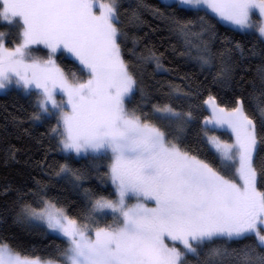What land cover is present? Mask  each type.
Wrapping results in <instances>:
<instances>
[{
    "label": "snow or ice",
    "instance_id": "obj_1",
    "mask_svg": "<svg viewBox=\"0 0 264 264\" xmlns=\"http://www.w3.org/2000/svg\"><path fill=\"white\" fill-rule=\"evenodd\" d=\"M0 21L18 26L12 47L0 32V91L31 108L5 116L0 140L11 125L42 152L0 155L22 165L0 186V264H264V0H0ZM14 227L66 246L21 256Z\"/></svg>",
    "mask_w": 264,
    "mask_h": 264
},
{
    "label": "trees",
    "instance_id": "obj_2",
    "mask_svg": "<svg viewBox=\"0 0 264 264\" xmlns=\"http://www.w3.org/2000/svg\"><path fill=\"white\" fill-rule=\"evenodd\" d=\"M128 0H125V6H127ZM149 3H157V0H148ZM146 19H151V17L146 16ZM218 30L222 34H227V35H233V33L228 32L225 33V29L223 26H219ZM144 31H147L145 28ZM0 32L5 33V41L7 44H10L11 41L16 39L18 36V26L15 24H8L0 21ZM142 34V33H138ZM160 35H166V33H158L155 36L150 37V40L153 44H156L157 47H159L160 51H164L165 48L168 47V43H174V41L166 42L163 46L160 45V40L159 36ZM236 38L240 39L241 36L239 34H236ZM147 42V41H146ZM130 46V45H129ZM170 48L169 52L166 53L167 55V60L165 63L167 64L168 60L172 59V56L170 55ZM59 64L65 68L66 71H77L78 75H82L78 68L76 67L75 64H73L72 60L69 58H60L58 57ZM176 63L181 64V68L183 71H191L194 70L191 68V66H185L183 65L180 61H176ZM173 66V65H169ZM149 71H151V68H149ZM172 77H168V79H171ZM157 79H161V77L157 76ZM176 83H181L180 80H176ZM212 93L216 95L217 97V102L220 103L222 106L225 107H231L230 103V98H231V91L227 88H219V87H212L211 89ZM207 93H205V96ZM19 104H24L25 108L28 109V111H31V108L28 106L26 100L23 98H17L14 93H8L0 94V125H3L5 120V116L8 113L20 116L23 115L20 111H18V105ZM13 105H17V107H13ZM5 108H7V113L5 112ZM147 111V109H145ZM203 115H208V112H202L200 113V117L202 119ZM10 118V117H9ZM55 123V120L52 119L51 121H47L43 125H36L34 128H32V133L33 135H37L38 133L44 132L46 128L49 126V124ZM29 125L25 124V127H28ZM9 131L13 132V135L9 137V142L5 143L3 140H0V155L3 154L5 149L8 148L9 143L11 145H15L16 148H24V147H31L32 152L31 156L32 159L34 160H39L42 157V152L36 150V146L34 144V141L28 139L27 137L23 139H16L15 134H14V129L9 125ZM198 131V124H194L192 128L189 131V139L186 141L187 144H194L196 142V133ZM217 135H221L223 139H230L229 135L227 134L226 131H217ZM202 158H208L211 159L210 156H205L204 153H201ZM18 158H23V157H18ZM62 160V157L60 155H50L49 160ZM22 165H17V164H11L8 167H5L2 162H0V186L6 184V183H14L18 182L20 177L17 174V170L21 169ZM33 175H36L39 177L38 171L33 172ZM110 190V186H109ZM104 194H107L105 192ZM51 196H56L57 195V189H53L50 192ZM9 197H6L2 194H0V202H3L5 199H8ZM70 199L75 200V197H70ZM63 205L69 212L70 215H75L76 210L81 206L77 204L76 206H72L68 204L67 201L61 199L58 202L57 206ZM112 218L107 217L105 218L106 221H110ZM5 235L12 237L15 236L16 239L11 240V244L13 245V248L15 251H19L21 256H28L30 258H40L41 260H46V259H57L55 255V249L53 247V244L55 245H61V246H66L65 242L53 235H47L43 236L37 233L29 234L28 232L24 231L23 229L19 227H14L11 232L5 233Z\"/></svg>",
    "mask_w": 264,
    "mask_h": 264
},
{
    "label": "rangeland",
    "instance_id": "obj_3",
    "mask_svg": "<svg viewBox=\"0 0 264 264\" xmlns=\"http://www.w3.org/2000/svg\"><path fill=\"white\" fill-rule=\"evenodd\" d=\"M253 20H256V19H258V14L254 11V13H253ZM18 42V36L16 37V39L14 38V40L13 41H11V43L10 44H7L6 43V45L8 46V47H12V46H14V44L15 43H17ZM37 54H39V55H44V51L43 50H40V51H38L37 52ZM70 59V58H69ZM57 62L59 63V60H58V57H57ZM1 93H3L2 91H0V94ZM60 99H62V97L60 96V94L58 93L57 94V100H60ZM209 114V113H208ZM220 131H226L227 132V134L229 135V137H230V131L229 130H227V129H222V130H220ZM217 134V133H216ZM131 202H134V201H131Z\"/></svg>",
    "mask_w": 264,
    "mask_h": 264
}]
</instances>
